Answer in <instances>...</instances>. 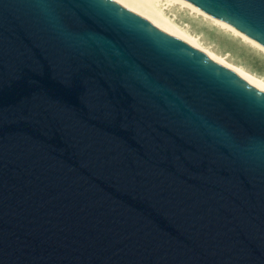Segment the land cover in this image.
Wrapping results in <instances>:
<instances>
[{
  "label": "water",
  "instance_id": "1",
  "mask_svg": "<svg viewBox=\"0 0 264 264\" xmlns=\"http://www.w3.org/2000/svg\"><path fill=\"white\" fill-rule=\"evenodd\" d=\"M264 47V0H184ZM0 264H264V89L117 0H0Z\"/></svg>",
  "mask_w": 264,
  "mask_h": 264
},
{
  "label": "rangeland",
  "instance_id": "2",
  "mask_svg": "<svg viewBox=\"0 0 264 264\" xmlns=\"http://www.w3.org/2000/svg\"><path fill=\"white\" fill-rule=\"evenodd\" d=\"M148 1L150 4L153 3L152 5L158 11L170 18L179 28L184 29L189 35L199 40L201 46L232 65L264 80V54L260 51H254L249 44L237 39L238 37L231 31H229V35L218 33L214 23L207 21L208 18L192 13L190 9L179 4L165 0Z\"/></svg>",
  "mask_w": 264,
  "mask_h": 264
},
{
  "label": "bare ground",
  "instance_id": "3",
  "mask_svg": "<svg viewBox=\"0 0 264 264\" xmlns=\"http://www.w3.org/2000/svg\"><path fill=\"white\" fill-rule=\"evenodd\" d=\"M119 3H121L125 8L128 10L134 12L150 24L159 27L162 31L167 33L170 36H173L177 38L178 40L184 42L185 44L195 48L196 50L202 52L206 56H208L210 59L214 60L215 62L219 63L226 69L230 70L234 74L246 79L251 84H254L256 86H259L264 89V80L259 79L258 77L251 75L247 71L243 70L240 67L234 66L231 63L221 59L218 57L215 53L211 52L210 50L204 48L199 44V40L195 39L191 35H189L184 29L179 28L175 23L170 20V18L166 17L158 11L148 0H117ZM163 1V0H158ZM174 4H179L182 7L190 9L192 13H196L199 16H202L203 18L206 17L209 20L214 23V26L218 33H222L223 35H229V31H231L237 39H241L244 43L249 44L254 51H260L262 54H264V47L260 46L250 38L246 37L233 27L229 26L228 24L215 19L208 14L204 13L200 9L196 8L195 6L191 5L190 3L184 1V0H165ZM153 2V1H152ZM158 7V6H157ZM194 18V17H193ZM263 51V52H262Z\"/></svg>",
  "mask_w": 264,
  "mask_h": 264
},
{
  "label": "trees",
  "instance_id": "4",
  "mask_svg": "<svg viewBox=\"0 0 264 264\" xmlns=\"http://www.w3.org/2000/svg\"><path fill=\"white\" fill-rule=\"evenodd\" d=\"M260 79V78H259Z\"/></svg>",
  "mask_w": 264,
  "mask_h": 264
}]
</instances>
